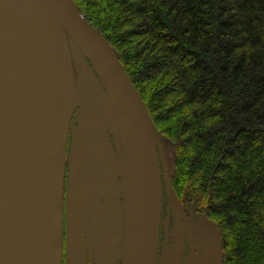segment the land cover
<instances>
[{
	"label": "water",
	"instance_id": "1",
	"mask_svg": "<svg viewBox=\"0 0 264 264\" xmlns=\"http://www.w3.org/2000/svg\"><path fill=\"white\" fill-rule=\"evenodd\" d=\"M68 44L92 85L96 76L112 118L75 83ZM75 113L92 128L80 132L91 149L90 136L117 133L125 191V223L116 226L121 264H156L163 175L178 207L163 135L117 51L74 0H0V264H62L63 181ZM210 233L220 245L213 224ZM70 264H86L83 242Z\"/></svg>",
	"mask_w": 264,
	"mask_h": 264
},
{
	"label": "trees",
	"instance_id": "2",
	"mask_svg": "<svg viewBox=\"0 0 264 264\" xmlns=\"http://www.w3.org/2000/svg\"><path fill=\"white\" fill-rule=\"evenodd\" d=\"M74 1L171 138L172 183L218 225L222 264H264V0Z\"/></svg>",
	"mask_w": 264,
	"mask_h": 264
},
{
	"label": "flooded vegetation",
	"instance_id": "3",
	"mask_svg": "<svg viewBox=\"0 0 264 264\" xmlns=\"http://www.w3.org/2000/svg\"><path fill=\"white\" fill-rule=\"evenodd\" d=\"M71 121L63 181L62 260L70 264L75 246L81 241L86 264H121L123 235L116 226L123 227L125 223V191L123 157L116 141L117 133L109 130L108 137L90 136L92 151L88 144H83L80 134L92 130L89 123L80 119L78 113ZM103 140L108 142L104 153L101 151ZM81 152L86 158L80 157ZM163 178L164 175L162 183L166 187ZM181 204L187 218L197 219L203 213L209 215L205 208L188 202V199H182ZM168 205L167 192L164 191L160 239L165 237L163 224L166 218H170V228L176 221ZM74 234L76 240L72 241ZM189 249L187 245L185 257Z\"/></svg>",
	"mask_w": 264,
	"mask_h": 264
},
{
	"label": "rangeland",
	"instance_id": "4",
	"mask_svg": "<svg viewBox=\"0 0 264 264\" xmlns=\"http://www.w3.org/2000/svg\"><path fill=\"white\" fill-rule=\"evenodd\" d=\"M75 2V1H74ZM76 3V2H75ZM69 56L72 65V69L74 70V79L75 83L81 84L83 86L85 92L89 93L90 98L88 101H92L96 107V109H102L106 107L108 110V114L111 115L112 111L109 103L103 102L104 90L101 89L99 82L95 76L94 85H92L86 77L82 74L80 65H78L77 60L73 56V53L70 49V45L68 44ZM84 58H81L83 61ZM77 92V91H76ZM105 94V93H104ZM103 94V95H104ZM106 117V115H105ZM72 125V121L70 123ZM158 131L163 135V145L165 146V157L167 163L168 172L171 171L170 174H174L175 172V155L173 148L170 145L171 138L165 133ZM218 155V154H217ZM172 178V177H171ZM173 190L175 192L176 198L178 200V207L176 210L172 205V201L170 196L167 193V198L169 201V209H172L173 216L176 221L172 228H170V218L169 216L164 221V232L165 237L160 239V228L159 227V241H158V249H157V260L156 264H211L218 260V258L222 257L223 261V239L220 245L216 244L214 237L210 233V227L213 224L219 231L220 229L212 216L205 215L198 217L197 219L187 218L183 212L181 200L188 199V202H194L198 206H203V204L198 203L195 197L188 195L186 192H178L173 185ZM164 191H166V187L163 189V198ZM167 192V191H166ZM162 212H163V200H162V210H161V222H162ZM184 219V220H182ZM161 225V224H160ZM221 238V235H220ZM187 245H189V254L185 257V251L187 249ZM62 264H66L65 260H62Z\"/></svg>",
	"mask_w": 264,
	"mask_h": 264
}]
</instances>
